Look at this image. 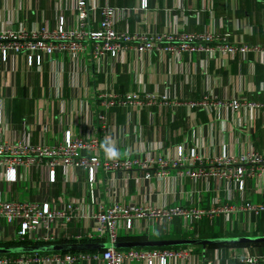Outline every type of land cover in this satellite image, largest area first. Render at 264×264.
Here are the masks:
<instances>
[{
    "label": "crops",
    "instance_id": "0c3cea01",
    "mask_svg": "<svg viewBox=\"0 0 264 264\" xmlns=\"http://www.w3.org/2000/svg\"><path fill=\"white\" fill-rule=\"evenodd\" d=\"M75 0H0V30L19 31L55 28L64 16L68 27L77 26ZM89 27L98 28L101 8L106 5L121 9L116 24L118 32L134 34L190 31L195 33H230V40L264 46V0H89ZM89 43L78 55L61 52L42 59L38 66L29 63L24 53L10 51L7 59L0 52V140L25 141L32 144L56 145L70 132L72 137H99L102 156L107 159L173 158L182 147L189 157L213 158L239 156L248 151L264 152V109L214 106L211 109L192 105L204 98L229 101L264 100V49L244 55L229 56L216 51L182 52L179 55L158 50L137 52L134 49L113 57L98 59ZM41 55V54H39ZM43 57V56H42ZM138 93L148 105H106L107 96ZM107 117L104 132L98 119ZM111 142L114 155L106 153ZM152 169L134 171H98L95 180L96 202L85 195L88 172L84 168H57V181L48 182L46 165L20 168L15 182L6 180L0 168V199L19 201H50L56 206L69 201H81L83 221L58 225L62 240L84 233L93 226L92 214L99 205H181L209 209L216 200L241 203L245 200L264 202V177L247 180L239 191L234 182L213 177L192 178L185 167L171 168L166 176L154 175ZM147 172L152 173L146 178ZM83 202V203H82ZM253 221L258 232L264 216L234 214L230 220L219 216L204 217L193 222L191 238H199L198 230L215 232L247 231L240 225ZM183 220L149 223L147 233L139 236L151 240L173 234ZM86 226V228L84 227ZM196 232V233H195ZM248 232V231H247ZM187 234V233H186ZM198 235V237H195ZM14 230L0 223V245L15 241ZM124 237L123 241H132ZM138 236V235H133ZM190 237V236H189ZM101 242V241H98ZM60 244L88 243L65 240ZM56 244V243H43ZM13 246V245H8ZM249 246L251 254H264V244L216 247H192L185 260L170 264H203L205 259H217L219 264L237 262V252ZM103 250V249H102ZM89 251V250H87ZM98 251V250H97ZM92 252V251H90ZM19 254L0 255V264H42L17 262ZM7 259V262H5ZM60 264V263H45ZM75 264H100L82 261ZM134 264V263H132Z\"/></svg>",
    "mask_w": 264,
    "mask_h": 264
},
{
    "label": "built area",
    "instance_id": "2783aa9c",
    "mask_svg": "<svg viewBox=\"0 0 264 264\" xmlns=\"http://www.w3.org/2000/svg\"><path fill=\"white\" fill-rule=\"evenodd\" d=\"M147 5L144 0L143 7ZM74 9L77 12V26L68 27L64 16L59 17L55 28H42L41 30H0V52L3 59H7L10 51L24 53L28 56L29 63L33 65L37 57V64H42V59L51 60L55 54L68 52L78 55L85 51L89 45L94 47V56L98 59L110 54L113 57L120 53L134 49L137 52H150L153 50L179 55L182 52H208L211 55L216 51L229 56L244 55L251 51L260 52L262 45L248 44L240 40L231 41L230 33L216 32L195 33L190 31L169 33L145 34L136 32H118L116 24L119 20L121 9L106 5L101 8V18L98 28L89 27L91 2L89 0H75ZM94 10V9H93ZM41 54V55H39ZM43 56V57H42ZM106 105H143L155 100L148 96L145 101L138 93H129L124 96L117 94L102 95ZM192 105H200L211 109L214 106H229L235 110L243 108H263L264 100L251 102L236 98L229 101H216L204 98ZM101 128L108 130L107 117L99 114ZM43 163L47 169V179L50 183L57 181V168L62 167L65 173L69 168H84L88 172L87 195L92 202L95 198V180L97 172L134 171L135 169H152L156 167L154 175L166 176L171 168L185 167L186 175L192 178H209L234 182L239 191H244L247 180H257L264 177V152L248 151L239 156H220L213 158H189L182 147L178 148L177 156L173 158H128L125 160L107 159L102 156V144L97 136L88 138L72 137L68 132L63 141L56 145L32 144L25 141L7 142L0 140V168L6 175L8 182L18 179L20 168H30ZM152 173L147 172L146 178H151ZM83 203V202H82ZM81 201L64 202L56 206L50 201H19L0 199V223L4 222L13 230L16 241L31 240L42 243H58L62 240L58 225L83 221L85 215L80 213ZM243 212L246 215L264 216V202L255 203L243 201L241 203H222L216 200L209 209L184 207L181 205L157 206L154 204L127 205L113 203L99 205L92 214L93 226L84 233L74 237L67 236L65 240L77 242L109 241L114 244L119 242L121 235L133 236L145 234L149 223L162 224L172 222L176 217L183 220L182 232L192 234L193 222L204 217L214 220L224 216L230 220L234 214ZM86 228V226H84ZM242 230L254 232L257 228L253 221L240 225ZM195 237H198L196 235ZM192 247L180 249L173 248H126L107 249L75 253H31L19 254L17 262L35 263H60L75 264L82 261H98L100 264H170L173 260H185L192 254ZM237 262L234 264H264V254H251L249 246H244L237 252ZM7 262V259H5ZM203 264H219L217 259H205Z\"/></svg>",
    "mask_w": 264,
    "mask_h": 264
},
{
    "label": "water",
    "instance_id": "95a60500",
    "mask_svg": "<svg viewBox=\"0 0 264 264\" xmlns=\"http://www.w3.org/2000/svg\"><path fill=\"white\" fill-rule=\"evenodd\" d=\"M264 243V235L228 236L211 238H176L161 240H136L121 241L117 243L92 242V243H72V244H32L0 246V255L5 254H31V253H51V252H71V251H99L114 247L117 249L126 248H160V247H196L206 248L212 245L228 244H257Z\"/></svg>",
    "mask_w": 264,
    "mask_h": 264
},
{
    "label": "trees",
    "instance_id": "16d2710c",
    "mask_svg": "<svg viewBox=\"0 0 264 264\" xmlns=\"http://www.w3.org/2000/svg\"><path fill=\"white\" fill-rule=\"evenodd\" d=\"M195 231L198 233L199 238H211V237H228V236H246V235H264V225L261 227V230H259L258 232H247V231H231V232H215L211 229H206V230H198L195 228ZM195 232V233H196ZM191 237L193 236V234H186L183 233L180 230V226L176 229V231L173 234L170 235H161L159 237L153 238L151 240H161V239H176V238H187V237ZM143 236H127L126 239H130L132 241H136V240H145ZM124 237L120 236L119 237V242L123 241ZM65 240H61L59 242H64ZM127 241V240H126ZM88 243H92V241H87ZM93 242H98V241H93ZM103 242V241H101ZM32 244H43L42 242H35V241H31V240H25V241H10V242H6V243H1L0 246H8V245H32ZM257 244H264V243H257ZM236 245H255V244H228V245H212V246H207L206 249L208 250L207 252V256H211V254L209 253V251L213 248L216 247H231V246H236ZM186 246L183 247H160L161 249H166V248H173V249H180V248H185ZM199 247V246H197ZM78 251H71V253H75ZM82 252H90V251H82ZM62 253H68V252H62Z\"/></svg>",
    "mask_w": 264,
    "mask_h": 264
},
{
    "label": "clouds",
    "instance_id": "9594fccd",
    "mask_svg": "<svg viewBox=\"0 0 264 264\" xmlns=\"http://www.w3.org/2000/svg\"><path fill=\"white\" fill-rule=\"evenodd\" d=\"M107 146H106V153L111 157L113 156L115 153H114V149L111 147V142H106Z\"/></svg>",
    "mask_w": 264,
    "mask_h": 264
}]
</instances>
